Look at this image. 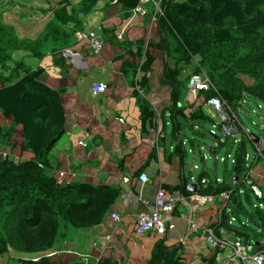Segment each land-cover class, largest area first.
I'll return each mask as SVG.
<instances>
[{"label":"crops","instance_id":"obj_1","mask_svg":"<svg viewBox=\"0 0 264 264\" xmlns=\"http://www.w3.org/2000/svg\"><path fill=\"white\" fill-rule=\"evenodd\" d=\"M128 1L0 0V79L10 81L23 75L27 68H41L40 79L60 90L66 116L65 131L50 153L57 173L66 172L65 182L121 188L103 223L92 227L96 231L93 249L100 250L97 260L112 256L122 264H147L159 236L154 232L138 235L136 217L143 209L142 200L153 199L159 188L168 185L167 195L179 199L174 226L164 236L165 243L179 248L181 264H208L212 250L207 230L212 228L230 235H237L238 230L227 224L229 206L226 221L220 220L223 202L218 194L201 203L191 198L197 190L189 191L188 185L197 184L198 189L209 183L203 186L200 182L203 177L222 179L235 190L230 203L241 207L242 193L250 199L253 191L244 171L235 168L237 156L242 150L250 155L249 176L263 187L264 156L260 159H255V153L251 156L242 126L241 135L233 137L227 155H222L226 159H214L213 169L208 166L205 148L196 141L197 136L205 134L206 123L192 117L197 108L213 119L214 112L205 104L201 92H192L188 87L194 73L191 65L179 63L177 66L182 68L179 78L185 82L180 102L183 112L172 118V87L162 81L167 56L155 47L160 34L153 19L154 7L147 4V14L135 13V6L128 5ZM76 30L103 31V49L95 53L87 41H77ZM148 56L153 60L151 71L146 73L141 65ZM168 64L175 66V61L170 59ZM96 84L104 85L106 92L93 93L91 88ZM145 105L155 112L152 125L142 121ZM10 126L12 120L0 110V128ZM261 130L258 136L257 132L247 130L253 147L264 136V127ZM217 138L220 144L225 142ZM21 140L22 129L17 125L10 141L0 140V151L19 155V145L14 148L12 142ZM234 143L238 144L235 154ZM217 150V146L210 148L215 156ZM198 151L202 167L197 164ZM218 160L224 163L221 174ZM143 172L148 180L142 184L139 175ZM126 177L128 182L124 181ZM182 180L187 182L189 195L173 190ZM112 211L119 212L121 220L111 225Z\"/></svg>","mask_w":264,"mask_h":264},{"label":"trees","instance_id":"obj_2","mask_svg":"<svg viewBox=\"0 0 264 264\" xmlns=\"http://www.w3.org/2000/svg\"><path fill=\"white\" fill-rule=\"evenodd\" d=\"M138 2L129 0L128 5ZM161 7L156 20L160 41L155 47L167 56L162 81L172 87V118L183 112L185 82L177 64L191 65L198 55L204 59L201 65L213 60L214 72L208 75L213 87L201 92L205 98L220 96L234 111L245 96L264 103V0H162ZM241 49L245 55L239 54ZM170 59L175 66L168 64ZM152 60L148 56L141 65L146 73ZM41 72L27 68L13 80L0 79V110L12 120L8 129L0 128V140L10 141L17 125L22 129V140L12 142L14 148L19 145V155L0 158V264H66L55 258L53 250L61 222L76 229L100 226L121 194L119 186L57 182L50 153L65 131L66 116L60 90L45 84ZM199 72L200 67L195 68L194 73ZM240 73L253 78V83H245L237 76ZM141 115L143 123L153 124L155 112L148 105ZM192 118L214 122L199 108ZM245 154L239 152L235 168L246 174ZM219 184L216 178L209 179L207 187L199 186L197 192L215 195L232 189L226 182ZM173 190L190 194L185 180ZM263 209H255L259 224L264 222ZM16 252L31 256L13 255ZM181 260L179 248L169 247L159 236L147 264H181ZM95 264L122 263L103 256Z\"/></svg>","mask_w":264,"mask_h":264},{"label":"built area","instance_id":"obj_3","mask_svg":"<svg viewBox=\"0 0 264 264\" xmlns=\"http://www.w3.org/2000/svg\"><path fill=\"white\" fill-rule=\"evenodd\" d=\"M147 4H152L154 7V20L162 13V0H139L133 11L135 13L147 14ZM123 33V31H122ZM75 38L77 41H87L95 53H99L104 46L105 38L101 31L91 30L83 31L76 30ZM121 38V36H119ZM188 87L192 92H202L213 87V83L204 72L193 73L188 80ZM93 93H104L106 88L104 85L96 84L91 88ZM246 100H242L245 102ZM205 104L212 109L215 113L213 128L210 134L216 136L215 127H220L228 138L236 137L237 134L242 133V125L236 115V111L232 109L226 99L220 96H212L205 98ZM261 108V105H259ZM248 132V131H247ZM255 159L264 156V136L257 139L254 142ZM8 153H3V157H6ZM218 157L215 156V159ZM226 157H222L224 161ZM245 160V180L250 185L253 193L261 200L259 204H254L255 209L264 208V187L254 182L250 176V155L248 153L244 156ZM57 182L59 184L65 183L66 172L59 171L56 174ZM129 178H125L124 181L128 182ZM139 180L146 183L148 176L145 172L139 175ZM217 182H222V179L216 178ZM203 186H206L209 182L207 177H203L200 180ZM233 189L222 191L218 194V197L223 202L221 206L220 220L222 215L226 214L227 207L230 205V199ZM192 199L204 203L207 200H212V195H201L200 193H192ZM176 196H168L167 191L164 188H159L153 199H143V209H141L136 217L135 232L138 235H146L148 233H156L160 237H164L168 230L174 226L173 217L178 201ZM110 217L113 221L119 222L121 215L117 211H112ZM234 221V217H227V224L231 225ZM191 225L195 227L194 222L191 220ZM208 241L212 250L211 255L208 258V264H264V245L260 244L256 246L253 252H250V245H254L255 242H251L250 238H246L243 235H230L228 232L217 233L215 229L209 228ZM183 242V240L181 239Z\"/></svg>","mask_w":264,"mask_h":264},{"label":"rangeland","instance_id":"obj_4","mask_svg":"<svg viewBox=\"0 0 264 264\" xmlns=\"http://www.w3.org/2000/svg\"><path fill=\"white\" fill-rule=\"evenodd\" d=\"M239 54L245 55L246 50H240ZM195 62L191 64V71H195V68L200 67V72H204L206 75L210 76V71L214 72V69L212 67L211 60L208 64L201 65V55L198 57H195ZM204 60V59H203ZM222 60V59H220ZM226 63V61H225ZM226 65V64H225ZM216 76H220L219 72H216ZM263 75H264V68H263ZM208 76V77H209ZM241 79L245 81L247 84H252L254 79L246 74L240 73L237 75ZM203 96V95H202ZM204 97V96H203ZM244 100L245 102H241L236 108V114L243 126V133L246 138V144L247 149L251 156L254 155V147L252 144V141L249 139V136L247 135V130L252 132H257L258 135L262 134L261 128L264 127V103L259 101L256 98L245 96ZM261 105V108L260 106ZM214 118H216V115L214 113ZM206 125V131L205 134L199 135L196 138V141L199 140L201 145L205 148V151L208 155L207 158V164L208 166L213 169L215 166V155L212 152H210L211 146H217V154L218 159L222 157V155H227V151L231 144L234 142V138H228L226 135H224L222 129L220 127H215L216 136L220 137V140L225 141L222 144H220L219 139L213 135H211L209 132L211 131L212 123L210 124L209 121H205ZM171 128H169L170 131ZM187 131L189 134H192L191 130L187 128ZM241 135L240 133L236 136ZM197 145V144H196ZM237 143H234V146L232 148V153L235 154V150L237 148ZM2 152L6 153V150L0 151V157H3ZM201 152V151H200ZM199 153V151H198ZM225 157V156H224ZM197 164L198 166L202 167L204 165L203 160L201 159V154L199 153L197 156ZM219 173L221 174V171L224 168V163L220 160L217 161ZM228 165L232 167L231 159H228ZM196 172L199 171V169L195 170ZM57 174V172H56ZM244 189V188H243ZM252 192V191H251ZM242 204L241 207L238 206L235 202H231L230 205H233L231 207L229 205V218L234 217V221L232 222L233 228L238 230L239 232L246 234L249 236L251 242H259L260 244L264 245V222L263 224H259V218L257 217L256 210L254 208V204H259L260 199L252 192L250 194V199H247L246 195L242 193ZM264 211V209L262 210ZM111 225L116 224L115 221H110ZM92 228L87 229H76L72 226L66 225L64 222H61L60 229L58 230V234L56 236V242L54 244L53 250L54 253H57V260L62 261L66 264H95L97 255L99 254V251L93 249V243L96 240V231ZM244 236V235H243ZM108 237V236H107ZM95 238V239H94ZM96 248H101L100 246H97ZM15 256H31L24 253H18L16 252L13 254ZM8 264H16L13 261H9Z\"/></svg>","mask_w":264,"mask_h":264},{"label":"water","instance_id":"obj_5","mask_svg":"<svg viewBox=\"0 0 264 264\" xmlns=\"http://www.w3.org/2000/svg\"><path fill=\"white\" fill-rule=\"evenodd\" d=\"M188 189H189V191H196L197 190V184H189ZM258 245H260L259 242H255L254 245H250V247H249L250 252H253L255 250L256 246H258Z\"/></svg>","mask_w":264,"mask_h":264}]
</instances>
